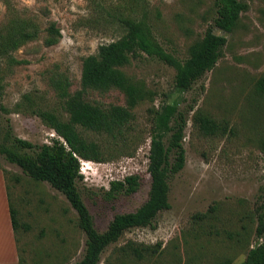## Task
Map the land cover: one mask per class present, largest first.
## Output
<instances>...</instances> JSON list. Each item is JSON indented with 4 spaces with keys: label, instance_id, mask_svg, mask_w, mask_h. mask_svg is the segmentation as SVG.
Wrapping results in <instances>:
<instances>
[{
    "label": "rangeland",
    "instance_id": "1",
    "mask_svg": "<svg viewBox=\"0 0 264 264\" xmlns=\"http://www.w3.org/2000/svg\"><path fill=\"white\" fill-rule=\"evenodd\" d=\"M241 1L248 7L231 33L213 28L227 41L214 69L180 91L172 67L145 55L132 60L123 72L142 82L152 96L132 110L131 137L120 145L87 133L107 160H80L77 188L102 233L115 215L135 212L148 198L155 113L176 106L186 120L185 165L169 180V209L152 226L126 231L101 253L98 264H240L258 244L257 218L264 210V156L258 146L261 136L264 140V97L254 86L264 76V0ZM214 17V0H0V149L12 148L14 138L36 145H50L57 138L28 109L24 97L66 121L49 79L61 74L71 83V93L78 91L82 60L124 35L121 20L145 23L160 46L183 62ZM51 23L61 38L46 47ZM13 32L36 36L12 45L8 38ZM85 98L125 106L118 90L89 91ZM197 111L227 122L226 132L199 133L193 121ZM0 170L19 222L29 226L17 235L20 262L9 264L78 263L86 238L65 197L46 182L30 179L1 152ZM130 175L139 177L135 193L107 196L109 183ZM128 242L153 247L156 253L141 260L125 257L120 248Z\"/></svg>",
    "mask_w": 264,
    "mask_h": 264
},
{
    "label": "trees",
    "instance_id": "2",
    "mask_svg": "<svg viewBox=\"0 0 264 264\" xmlns=\"http://www.w3.org/2000/svg\"><path fill=\"white\" fill-rule=\"evenodd\" d=\"M241 0H214L215 17L213 26L207 28L203 37L189 48L188 58L183 62L166 52L154 38L150 28L143 22L121 20L124 35L114 42L100 45L96 54L82 60L80 89L70 91L71 83L61 74L51 77L50 86L55 91L61 108L67 115L66 121L53 111L43 110L24 97L28 109L41 122L51 129L56 139L50 145H36L14 138L12 148H1L6 160L19 167L35 182H46L60 192L77 215L78 227L85 235V250L82 259L76 264H98L101 253L117 242L128 230L152 226L156 216L169 209V180L178 174L185 165L183 148L186 120L177 112L176 106L166 105L155 113L150 131L147 171L150 176V189L146 202L135 212L115 215L107 229L99 233L77 188L82 179L79 173L80 160L101 163L107 160L102 147L90 140L87 133L105 136L115 144L123 145L133 131L132 110L145 99L151 98L142 82L132 80L124 72L132 60L145 55L158 60L175 70V87L186 91L207 72L214 69L226 45L224 36L216 35L213 28L229 34L236 27L241 13L247 10ZM36 35L13 32L8 38L16 45ZM61 38L54 23L49 24L43 44L56 45ZM118 90L125 98V106L90 103L85 96L89 91L106 93ZM257 95L264 97V76L254 86ZM193 121L199 133L204 136H218L226 132L227 122L217 123L211 117L195 112ZM259 149L264 156V140L261 136ZM27 151L19 153L18 151ZM107 196L131 195L140 187L139 177L130 175L121 181H112ZM9 214L15 241L20 229L29 230L27 224L20 223L18 212L12 206L6 185ZM258 244L240 264H264V210L257 218L255 230ZM123 256L136 260L156 253L153 247L128 242L120 248ZM19 258V256H18ZM20 262V258L18 260Z\"/></svg>",
    "mask_w": 264,
    "mask_h": 264
},
{
    "label": "crops",
    "instance_id": "3",
    "mask_svg": "<svg viewBox=\"0 0 264 264\" xmlns=\"http://www.w3.org/2000/svg\"><path fill=\"white\" fill-rule=\"evenodd\" d=\"M17 244L11 226L6 181L0 170V264L18 262Z\"/></svg>",
    "mask_w": 264,
    "mask_h": 264
},
{
    "label": "built area",
    "instance_id": "4",
    "mask_svg": "<svg viewBox=\"0 0 264 264\" xmlns=\"http://www.w3.org/2000/svg\"><path fill=\"white\" fill-rule=\"evenodd\" d=\"M84 164H86V163H84Z\"/></svg>",
    "mask_w": 264,
    "mask_h": 264
}]
</instances>
